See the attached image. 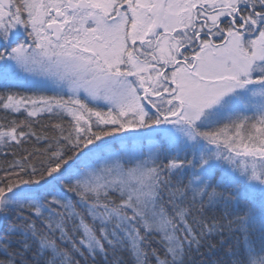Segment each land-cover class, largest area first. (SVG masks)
<instances>
[{
    "label": "snow or ice",
    "instance_id": "snow-or-ice-1",
    "mask_svg": "<svg viewBox=\"0 0 264 264\" xmlns=\"http://www.w3.org/2000/svg\"><path fill=\"white\" fill-rule=\"evenodd\" d=\"M0 113V264H264V0H0Z\"/></svg>",
    "mask_w": 264,
    "mask_h": 264
},
{
    "label": "trees",
    "instance_id": "trees-1",
    "mask_svg": "<svg viewBox=\"0 0 264 264\" xmlns=\"http://www.w3.org/2000/svg\"><path fill=\"white\" fill-rule=\"evenodd\" d=\"M3 114L2 113H0V116H2ZM9 118H11V117H9ZM19 118H22V117H19ZM5 151V149H0V153H3ZM4 159H8V160H11V156H9V157H7V158H5V157H3L2 155H0V161H3ZM226 247V246H225ZM203 251V250H202ZM219 255V253H213V254H211L209 257H207V258H213V257H215V256H218ZM198 259H199V257H198Z\"/></svg>",
    "mask_w": 264,
    "mask_h": 264
}]
</instances>
